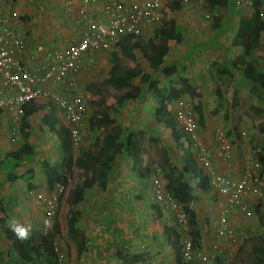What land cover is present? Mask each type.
<instances>
[{
	"label": "crops",
	"instance_id": "0c3cea01",
	"mask_svg": "<svg viewBox=\"0 0 264 264\" xmlns=\"http://www.w3.org/2000/svg\"><path fill=\"white\" fill-rule=\"evenodd\" d=\"M158 1L162 9L166 7L172 0ZM232 1V16L228 18L224 17L223 13L218 14V16L220 17V22L214 24L217 26L215 28L214 26L212 27V23L204 17V13L209 12L204 1L202 7H200L199 3H181L179 8L173 9L165 14L163 13L164 18L162 19V22L164 19L174 22L176 30L180 33V38L176 41L167 42L166 54L163 58L162 64L165 65L178 62L184 66V71L182 72V74L172 75L170 79L178 83L181 78L185 77L188 80V84L191 87H195V89L198 91V97H196V99L191 100L190 96L187 93L182 94L179 98H183L185 100L187 98V101L192 102L195 106H200V111L196 114L197 118L200 120L197 131L200 143L201 145L212 149L213 162L216 170L227 172L229 175L238 177L243 166L242 161L244 160L246 155H249V153L245 154V152H243L241 162L240 159L237 162L236 160L238 159H236L235 162L231 160L228 162H223L222 154L217 148V143L214 137V132L217 128H222L226 132L228 130L229 133H231L233 130H236L235 123L237 122H235L236 120L232 111V117L227 120L224 117L225 109L227 110L229 108V102H227V100L225 101V107L223 108L224 110H222L223 122L220 123V121L212 118L213 116L218 115L219 110H217L216 107L218 106L219 98L222 91L227 90L228 88V86H223V84L225 83V79L227 80V82L229 80H232L234 84H236L237 81V85L238 83L243 84L241 86H243L245 92L250 93L248 91L247 83L244 80L240 79L235 70L228 67L230 72L227 75H220L221 69L226 61L233 59L237 54L241 52L239 47L232 46L231 44L232 38L237 28L238 18L240 16L247 17L251 12L250 7H248L246 3H241L239 10L241 12H237V6L235 5L236 0ZM78 7L79 0H72L71 4L68 7H66V5L59 0H16L10 4L6 3L3 0V5L0 4V16L8 15L10 12L8 11V9H12V12L16 10L17 12L14 11L15 13H21L27 16L26 23L21 24L20 21L17 20V23L26 38V49L19 55L20 60L22 62H25L29 66V68L38 69L41 66V63L45 60V55L48 51H50L51 49L64 48L79 31V28L75 24ZM89 10L93 15H95V17L103 14L101 6L99 4H91L89 6ZM262 15L264 16V7ZM160 24L152 28H146L143 31L142 35L137 37L140 38V40H128L129 44H134L135 49L133 50V53L135 55L138 51L141 55L144 56V54L142 53V44H144L152 36L153 30ZM139 45L141 46V49H139ZM263 47L264 30L261 33L260 52H254L251 57L255 59L257 58V56H259L264 60ZM111 50L117 51L115 47L111 48L109 51ZM107 51L96 53L93 56L91 62L87 59V56L83 58V68L75 78L77 87L80 86L79 83H81V80L86 81L87 79H92L87 75L95 72L96 70L94 69L96 67H102V65L105 64V60L107 59L108 55L110 57L109 62L111 65V52L109 54ZM155 59H157V57H155L154 60ZM109 68L106 70L107 72ZM141 69L144 70L143 68ZM144 71L148 72L146 70ZM148 73L150 74V72ZM159 81L164 85L166 83V80L164 81L163 77L161 80L159 79ZM90 83H88L86 87L93 90L90 96L92 97L93 95L94 104L99 105L102 98H105L106 95L105 97L103 94L98 95L96 90H98L99 88H97L96 82H92V84ZM51 88L56 92H59L61 90L59 86L51 85ZM125 89H122L121 91H124ZM231 90H234V88H232ZM115 91L117 90H112L111 92ZM120 93L121 92L117 94ZM142 93H146V95L140 97ZM142 93L139 98L126 99L120 105L112 103L114 109L113 111L111 110L109 112V115L113 117L117 123L122 120L125 122L129 120V123L127 125L129 126V129H127V132H138L139 143L140 140L144 138V136L148 135V137L151 139H154L153 135H155V138L157 140H161V138L163 137V139L167 138L169 141H171L172 138L170 131L162 125L158 124V122L156 123V120L161 116L160 112L159 115L156 116V118V114H153L151 112L156 109V104L152 96L145 90H142ZM110 98L111 97L108 98L109 102L113 101ZM213 98L215 100H213ZM129 101H132V103H135V105H137L136 111L132 107V104L129 103ZM33 103L42 105L43 107H39V110H37V112L32 113V115L28 117L29 137L27 142L31 146V150L33 152L32 156H34L36 149L46 150V142L49 141V145L51 147H54V149H56L57 151L55 139H53L52 136H47L46 139L43 134L37 132V129L39 118L42 113H51L52 111H50V109H52L55 113L54 116L58 118L59 122L63 123L60 113L49 101L40 99L39 101H34ZM91 106L92 102L89 103L87 109V122L90 118L89 115H91ZM173 106L174 103L171 104L169 115L174 120V116L172 113ZM11 117L12 115L10 113L0 111L1 161L3 160V157L8 150L15 149L19 147L22 142H24L17 127L16 132L15 130H13V133H16V140H18L17 145L8 148L9 142L7 140H9V133L6 130L11 132L12 129L10 128V124L14 123L17 126L19 122V118L17 119V122H12ZM225 121L226 124H224ZM135 123L139 124L136 130L134 129V127L136 126ZM228 123H231L229 127ZM224 125H226L225 127L227 130L224 128ZM13 129L15 128L13 127ZM84 129L85 126L83 121L80 130V141H85V139L83 138ZM38 130H40V128ZM91 130L96 131V134L92 139L93 141L95 137H97L98 131L95 128ZM158 130H161V132H158ZM127 132H125L124 134L123 130L122 137L125 136ZM32 144L36 147L32 146ZM90 144L91 143H88V146L85 149H80L86 150L90 146ZM2 147H7V150H2ZM141 148L142 154L144 156L142 166L144 168H147L146 176L141 177L138 174L134 173L131 170L130 158L127 157V155L123 151H119L117 152L116 157L112 162L113 171L111 174H109V180L106 182V186L103 189H100L99 186H93L87 189L83 200L79 203H72V198L70 195V208L77 216L75 227L80 230V234L83 236L85 244H83V248L81 250L77 251L74 242L70 240L66 235L65 226L64 235L66 236V240L61 242V249L65 251L64 253L66 254L67 264H135L139 262L149 261H154L160 264L176 263L174 260V253L176 248L173 244L172 237H169L166 233H164L162 231V228L166 226L170 229V231H174L175 229L177 232L178 230L172 218L168 215V213H165L159 208V206L153 200L152 196L151 175L153 169L155 167L159 168V166H154L153 164L151 165L149 157L147 153H145L142 145ZM167 148L169 149L170 147L167 146ZM168 153L169 152L165 153V156L163 158V168H165L167 165L169 166V164L171 167L174 166L173 162L176 161V167L173 168L179 169V153L174 154V152L170 151V156L168 155ZM239 153H241V150L239 151ZM235 154H237V150H235ZM165 160H167L166 163ZM19 169L21 168L19 167L18 170ZM3 170H5L7 173H10L9 168H4ZM23 171L24 170H22V172ZM73 171H76L78 173L77 183H79L81 180V174L79 173V170L75 168ZM72 174L73 172L71 173V175ZM173 176L175 177V174H173ZM125 177L127 178L126 180H124ZM161 177H163L162 170ZM162 179L166 184V178L163 177ZM183 180L190 186V193L191 190L194 189V191L191 193L193 195V200L190 201L189 204L195 212L196 231L199 234L200 241L199 247L206 248L215 239V225L219 215L225 207V203L223 199L209 187L208 179L206 182L205 190L198 189L194 185L196 184L198 179L193 174L189 173L184 175ZM8 183L9 181H1L0 178V193L2 199V187H4V185ZM26 184H28V182H26ZM93 189V192L97 191L99 195H102L103 193L105 197H98L99 200L97 197H93L92 199L95 200V203L90 207V196L88 190L92 191ZM181 189H186L184 184H181ZM106 200H108V202ZM0 201L2 202L5 209V203L3 202V200ZM197 201H201L202 203L203 208L201 210L198 208L199 204H195ZM201 211H204L203 214H201ZM2 214L3 213L0 211V215ZM36 217L38 220L39 216L37 215ZM41 217L43 218V215H41ZM37 220H33V222L35 221L36 223ZM4 226L8 227L9 229L12 228L9 227L6 222H4L3 227ZM22 226L27 228L30 234V232L35 229L32 228V226L34 227L36 225L32 223L30 219V222L26 221ZM189 228L191 235L192 226L190 224ZM7 243H9V241ZM122 247H125V259L123 260V262L122 260L119 261L116 258V250L119 248L122 249ZM138 253L144 254V257L138 261H131L129 256Z\"/></svg>",
	"mask_w": 264,
	"mask_h": 264
},
{
	"label": "trees",
	"instance_id": "16d2710c",
	"mask_svg": "<svg viewBox=\"0 0 264 264\" xmlns=\"http://www.w3.org/2000/svg\"><path fill=\"white\" fill-rule=\"evenodd\" d=\"M4 1L10 4L16 0ZM204 2L207 10L210 12V16L206 19L212 23V27H217L214 24L220 22L218 14L223 13L224 17L228 18L232 16V0H204ZM180 4L181 0H172L166 7L162 8L161 22L165 13L179 8ZM263 7L264 0H250L251 12L249 16H240L238 18L237 28L231 44L232 46L239 47L241 52L233 59L226 61L221 69L220 75H227L230 72L228 67L235 70L240 79L247 83L248 91L253 94L257 102L254 106V111L264 114V60L259 56L255 59L251 57L254 52H260L261 33L264 30ZM137 37L139 36L123 35L116 45L123 56L134 62H136L135 54L133 53L135 47L134 44H129L128 40H140ZM179 38L180 33L176 30L174 22L164 19L153 30L152 36L142 44V53L146 58L152 60L150 66L153 72L161 74L164 81L166 80L165 85L158 79L152 78L137 63L124 65L121 62L122 57H119L118 52L111 51V65L103 82L97 84V88H99L96 90L97 94H103L105 97L106 92L127 89L121 91L120 94H115L116 92H114L113 95H107L113 101L109 102V97L106 96L102 98L99 105L94 104L92 95L89 100V103L92 102V106L88 125L91 129H97L98 135L86 150L80 149L77 154H74V144L67 126L59 122L58 118L54 116L55 113L52 109L50 111L53 113H42L39 118L38 129L40 128L39 131H42L41 134L46 132L48 136H52L55 139L57 155L52 161L46 159L40 160L38 170L48 191L49 189H53L56 184H62L64 187L67 186L74 168L79 170L81 180L71 189L72 203L82 201L87 189L93 186H99L100 189H103L106 186V182L109 180V174L113 171L112 162L119 151H123L130 158L131 170L134 173L141 177L146 176L147 168L142 166L144 156L138 141V132L128 131L122 137L123 129L109 115V112L114 109L112 103L120 105L126 99L138 98L142 90H145L152 96L156 104V109H159L161 116L156 120V123L158 122V124L170 131L171 138L177 146L176 154L179 153V169L173 168L175 166L171 167L169 164L168 170L164 174L167 180L165 187L174 198H177L182 203L187 222L192 226L191 235L193 246L198 248L200 241L199 234L196 231L195 212L189 204L193 200V195L190 193V186L184 182L183 176L189 173L193 174L198 179L194 185L201 190H205L208 178L196 161V150L192 146L189 137H187L186 133L169 115L171 104L182 94L187 93L191 100H193L198 97V91L195 87H191L188 84V80L185 77L181 78L178 83L170 79L172 75L182 74L184 71L183 65L178 62L162 64L166 54L167 42L176 41ZM155 57L157 59L153 60ZM232 99H234V94L232 95ZM260 102H263V104H260ZM190 104L196 113L200 111V106L197 107L192 102ZM20 107L21 115L19 122L17 126L16 124H11L10 128L12 129L14 127L17 129L18 127L20 136L24 142L19 147L8 150L2 160V162H5L9 158V160L14 161V166L22 159L30 157L33 154L31 146L27 142L29 137L28 117L32 113L37 112L39 107L43 106L28 101ZM0 111L7 112L4 109ZM224 112L226 120L232 117L229 109H225ZM103 127L105 128L102 129ZM261 129L264 132V127ZM183 138L187 140L186 150L183 149V143L181 141ZM258 146L256 157L261 164L259 176L260 180L264 181V142L260 141ZM9 172L6 175V179L12 182L17 178V175L15 172ZM20 174H28L31 177L32 169L28 168ZM173 174H175V177ZM181 184L185 185V190L181 189ZM30 187L28 184V188ZM0 211L4 214L0 215V223L4 225L6 214L4 213V207L1 201ZM65 216L66 235L74 242L76 250L79 251L83 248L85 240L80 234V230L75 227L77 216L71 208L67 210ZM162 231L169 237H172L173 244L176 248L174 253L175 262L177 264H191L180 261V236L178 231L176 232L175 229L174 231H170L166 226L162 228ZM3 234L9 241V248L6 251L0 252V264H58L54 251V244L57 238L53 232L43 233L41 230L34 229L26 239H19L12 228L9 229L4 226ZM251 251L253 253V260L248 264H264V236L260 238L256 245L252 246ZM143 257L144 254L142 253L129 256L131 261H138ZM214 264L221 263L218 259H215Z\"/></svg>",
	"mask_w": 264,
	"mask_h": 264
},
{
	"label": "built area",
	"instance_id": "2783aa9c",
	"mask_svg": "<svg viewBox=\"0 0 264 264\" xmlns=\"http://www.w3.org/2000/svg\"><path fill=\"white\" fill-rule=\"evenodd\" d=\"M62 1L66 7L72 0ZM200 0H181L183 4L198 3ZM249 3L250 0H236L235 5ZM91 4H99L102 15L95 17L90 10ZM210 16L209 12L204 17ZM161 8L158 0H79L75 24L79 28L75 37L61 49H51L38 69H31L22 62L19 55L26 49V39L17 23L18 14L0 16V110H6L17 122L20 106L28 101L40 99L51 101L60 111L63 123L67 126L73 144L81 139V126L88 108V98L80 93H71L76 88V76L83 68V58L91 62L93 56L114 48L123 35L141 36L146 28L161 22ZM59 86L61 92H54L49 86ZM172 113L175 122L186 133L196 150V161L208 178L209 187L224 201L225 207L215 225V239L210 243V252L201 251L193 246L190 228L183 205L174 198L165 187L161 170L155 167L151 175V190L155 203L168 213L175 223L180 236L179 256L181 262L200 263L221 257V240L234 236L236 228L231 225L228 211H243L256 191L254 179L261 170L259 160L251 154L244 158L238 177L216 170L212 149L198 141V118L189 101L178 98L174 102ZM217 148L223 162L232 158L228 146L226 131L217 128L214 132ZM64 186L56 184L51 195H34L33 201L44 203L46 221L52 218L58 199ZM50 223H45L43 233L51 232ZM50 228V230H48ZM58 264H66V254L58 242L54 244ZM138 264H160L154 261ZM177 264V263H175Z\"/></svg>",
	"mask_w": 264,
	"mask_h": 264
},
{
	"label": "rangeland",
	"instance_id": "374dc122",
	"mask_svg": "<svg viewBox=\"0 0 264 264\" xmlns=\"http://www.w3.org/2000/svg\"><path fill=\"white\" fill-rule=\"evenodd\" d=\"M203 1L204 0H200L198 2L200 7H202ZM0 4L3 5V0H0ZM246 5L250 7L249 3H247ZM240 6L241 5L236 7L237 12L240 10ZM8 11L11 12V13L9 12V14L7 15L9 17L14 11L17 12L16 10L12 12V9H8ZM17 14H18V20L20 21V23L21 24L26 23L27 16L21 13H17ZM262 14H263V8H262ZM115 49L119 53V57H122L121 62L124 65L137 63L141 68L150 72V75L152 76V78L158 79V80L162 79L161 74L153 73V70L150 66V62L152 61L151 59L146 58L145 56L141 55L140 52L137 51L135 55L136 62H134L126 58L125 56H123L117 46L115 47ZM139 49H141L140 45H139ZM111 51L108 50L107 52L110 54ZM109 61H110V57L108 55L107 59L105 60V64L102 65V67L100 68L96 67L94 69L96 70L95 72L87 75L89 76V78H92V79L90 80L87 79L86 81L81 80L82 84L79 83L80 86L79 87L76 86V92L82 95H86L87 98L90 100V94L92 90L86 86L90 82H91L90 84H92V82L93 83L96 82V84H100L101 82H103L107 74L106 70L110 67ZM224 81L225 83L223 84V86L224 87L228 86V88L227 90L222 91L221 96L218 101V106L216 107V109L219 110V113L217 116H213L212 118H214L217 121H220V123L223 122L222 110H224L223 108L225 107V101L227 100V102H229L228 109L232 111L235 117V120H236L235 122H237L235 123L236 130L235 131L233 130L232 131L233 133L231 132L232 134L228 132V130L225 127L226 125H224V128L227 130L226 133H227V138L229 141L228 146H229V149L231 151V156H232L230 160L235 162V160L238 159L236 160L237 162L240 159V162H241V158L243 157L242 155L243 152H245V154L249 153L253 155L255 159L258 160L256 157L257 148L259 147L258 143L260 141L264 142V132L261 131L262 130L261 128L264 127V114L254 111V106L257 104V102L253 95L245 92V89L243 88V86H241L243 84L238 83L237 85V81H236V84H234L232 80H229L227 82L226 79ZM232 88H234V90H231ZM115 92L119 93L121 92V90H117ZM112 93L114 92H106L105 95L107 96L108 94H112ZM233 94H234V99H232ZM144 95H146V93H142L140 97ZM214 98L213 100H215ZM186 101H187V98H186ZM129 103L132 104V107L136 111L137 105H135V103H132V101L131 102L129 101ZM260 104H263V102H260ZM215 106H216V103H215ZM151 112L153 114H156L155 118L156 116L159 115L158 108ZM87 114H88V111H86V115ZM86 115L84 116V120H83L84 126H85L83 138L85 139V141L83 140L77 144H74L73 146L74 154H77V151L80 148L85 149L88 146V143L92 142V139L94 135L96 134V131L89 129L90 127L88 128V122H87L88 116L86 117ZM118 123L120 124L121 128H123L124 134H125V132H127V129H129V126H127L129 123V120L127 122L122 120V121H119ZM11 124L14 125V123H11ZM11 124H10V127H11ZM224 124H226V121L224 122ZM228 124H229L228 125L229 127L231 123H228ZM135 125L136 126L134 127V129L136 130L139 124L135 123ZM198 126H199V122L197 123V131H198ZM13 130H15L16 132V129H13V128L11 132L6 130L9 133L8 134L6 132L9 136V140H7L9 142L8 148L14 145H17V142H18L15 136L16 133L14 134ZM37 132L41 133L42 131L37 130ZM158 132H161V130H158ZM43 135L47 139L48 134L44 132ZM148 136H144V138L140 140V144L144 148L145 153H147L149 160H150V164L151 165L153 164L154 166H159V168L162 170V174L164 177V174L166 173L167 166H168L167 165L165 168H163L164 162L162 161L165 156V153L169 152L168 153L169 156L171 154L170 151L176 154L177 146L176 144H174V142H172V140L169 141L167 138L163 139L162 137L161 140H157L155 138V135H153L154 139H151ZM197 138L200 143L199 135ZM45 141H48V140H45ZM181 141L183 143V149L186 150L187 140L183 138ZM168 142H170L171 144ZM49 143L50 141L46 142V145H47L46 150L36 149L34 156H30L25 159H22L21 161L17 163L16 166L13 165L14 161L9 160V158L5 162H2L0 160L1 181L2 180L8 181L6 179L7 172L3 170L4 168L5 169L9 168V171H12L13 173L15 172L17 175V178L14 181L9 182L8 184L4 185V187H2L3 188V193H2L3 199L1 198V193H0V200H3V202L5 203V209H4V213L6 214L5 222L6 224L9 225V227H12L13 224L22 226L24 222L26 221L30 222V219H31V222L36 225L34 227L32 226V228L40 230V229H43V226L45 223L46 224L50 223L52 228L50 227L51 230L50 228L48 230H50L51 232H53V234H55L57 238L56 242H58L60 247H62L61 242L66 240V236L64 235L65 226H66L65 225V221H66L65 214L67 213V210L70 208V205H71V200L68 201V198H70L71 189L77 183L78 173L76 171H73V174L71 175L68 181V185L64 187L62 193L59 196L57 207L55 209V212L52 218H50V220L47 219L46 221L47 217L45 214L46 212L45 204L41 202L36 203L35 201L32 200V196L34 195L36 196L39 194L41 196L44 195V197H46L49 194L51 195L52 189H49V191L46 189L45 184L43 183V180H42L43 178L40 175L39 170H38L39 168L38 163L41 159L52 161L56 158L57 151L56 149H54V147H51ZM32 146H35V145L32 144ZM167 146H169L171 149L170 148L168 149ZM6 148L2 147V150H7ZM235 150H237V154H235ZM240 150H241V153H239ZM242 162H244V160ZM173 163H174L173 165L176 167V164H177L176 161ZM19 167L21 169L18 170ZM28 168L32 169L31 177L28 174L27 175L20 174L22 173V170L25 171ZM259 175H260V172L257 173L254 179V183L256 185V191L253 197L248 202L247 207L243 211H238V210L228 211L230 223L231 225L234 226V228H236V233L232 237L227 236L221 240L222 253H221V257H218V260L221 264H248L250 263L253 260V253L251 251L252 246L256 245L257 242L260 240V238L264 236V181L260 180ZM126 179L127 178L125 177L124 180ZM26 182H28V184L31 186L30 188H28V184H26ZM93 191L94 189L92 191L88 190L89 196H90V203H89L90 207L93 206L95 203V200L92 199L93 197H97V198L105 197L103 193L102 195H99L97 191L95 192ZM193 191L194 189L191 190V193ZM106 201L108 202V200ZM195 204H199L198 208L200 210L203 208L201 201H197ZM200 205H201V208H200ZM37 206H39L40 208ZM203 212L204 211H201V214H203ZM37 215L39 216L38 220L36 217ZM41 215H43V218L41 217ZM33 220H37V222L35 223V221L33 222ZM2 229H3V225H1L0 223V252L6 251L9 248V243H7L8 241L4 237ZM207 247L206 248L198 247L197 249L204 251V252H210V244ZM124 250H125V247H122V249L119 248L116 250L117 260L119 261L122 260L123 262V260L125 259ZM214 261L215 260L212 259L211 261L200 263L196 260H193L190 263L191 264H214Z\"/></svg>",
	"mask_w": 264,
	"mask_h": 264
},
{
	"label": "clouds",
	"instance_id": "9594fccd",
	"mask_svg": "<svg viewBox=\"0 0 264 264\" xmlns=\"http://www.w3.org/2000/svg\"><path fill=\"white\" fill-rule=\"evenodd\" d=\"M160 4V3H159ZM161 8V7H160ZM162 15V14H161ZM26 39V38H25ZM117 45V44H116ZM116 47V46H115ZM83 64V63H82ZM49 88H51V86H49ZM52 89V88H51ZM61 89V88H60ZM53 90V89H52ZM54 91V90H53ZM62 90H60L59 92H61ZM56 92V91H54ZM57 93V92H56ZM63 93V92H61ZM71 93H76L78 94V92H76L75 90L72 91ZM91 98V96H90ZM39 101V100H38ZM45 101H49V100H45ZM34 102V101H33ZM51 102V101H49ZM51 104L58 110V112L60 113V116H61V111L51 102ZM88 106H89V99H88ZM88 109V108H87ZM62 117V116H61ZM62 120V118H61ZM63 122V120H62ZM64 124V123H63ZM166 186V184H165ZM12 230L14 231V233L16 234L17 238L19 239H26L29 235V230L23 226H20V225H17V224H13L12 225ZM42 230V229H40ZM67 259V258H66ZM139 263H142V262H139ZM135 264H138V263H135Z\"/></svg>",
	"mask_w": 264,
	"mask_h": 264
}]
</instances>
